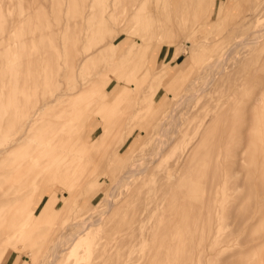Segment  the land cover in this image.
<instances>
[{"label": "rangeland", "instance_id": "rangeland-1", "mask_svg": "<svg viewBox=\"0 0 264 264\" xmlns=\"http://www.w3.org/2000/svg\"><path fill=\"white\" fill-rule=\"evenodd\" d=\"M263 32L264 0H0V152L41 114L0 154V264H264Z\"/></svg>", "mask_w": 264, "mask_h": 264}, {"label": "bare ground", "instance_id": "bare-ground-1", "mask_svg": "<svg viewBox=\"0 0 264 264\" xmlns=\"http://www.w3.org/2000/svg\"><path fill=\"white\" fill-rule=\"evenodd\" d=\"M171 3V2H170ZM164 9V8H163ZM165 10V9H164ZM264 33V32H263ZM263 38H264V34L263 35H261ZM251 41H247L248 43H250L249 45H251V44H254V43H257L258 42V40H261V38L260 39H257L256 37L254 38V37H252V39H250ZM244 41H246V39L244 40ZM246 42V44H248ZM239 44H240V42H238ZM241 45H243L242 47L243 48H246V46H245V43L243 42V43H241L240 44V46ZM236 46V45H235ZM249 47V46H248ZM238 48V47H237ZM239 48H241V47H239ZM235 49V48H234ZM239 50V49H238ZM241 50H242V48H241ZM244 50V49H243ZM230 51H232V50H230ZM230 51H229V54H226L227 56L226 57H222L221 59H217L216 60V63H214V65L212 66V67H210L209 69H210V71H212V75L210 74L209 76H214L215 74L214 73H216V69L218 68V67H220V66H222V68L225 66V65H227L228 64V62H229V59H230V57H231V54H232V52L230 53ZM240 51V50H239ZM234 53V52H233ZM236 55V54H235ZM236 57H237V55H236ZM124 65L122 64V63H120V65H119V67H121L122 69L124 68L123 67ZM188 69V68H187ZM219 70L220 71H222V69L221 68H219L218 69V73H219ZM209 71V72H210ZM208 73V72H207ZM221 73V72H220ZM205 75H207V74H205ZM206 78V77H205ZM204 80V79H203ZM200 82V81H199ZM212 84V83H211ZM192 87V86H191ZM198 92V91H197ZM201 92V91H200ZM66 95V94H65ZM196 97V96H195ZM183 100V99H182ZM187 101H189V98H188V100ZM187 101H181L177 106H176V108L174 109V112L176 113V112H178L180 109H185L186 107H188L189 105H190V103L191 102H193V101H189V102H187ZM187 104H189V105H187ZM45 105V104H44ZM178 110V111H177ZM39 111H40V108L39 109H37L36 111H34V113H33V116L30 118V119H27L26 120V124H23V123H21V122H18V124H12V128H11V130L5 135V137L3 138V141H2V143H3V145L4 146H6V147H8L9 149L7 150V148H4L3 150H1V152H0V154L2 153V152H5V154L6 153H8V151H11V150H13V149H15V148H17L18 146H19V144H20V141L22 140V138L24 137V135H25V132L27 133L30 129H32V127L33 126H35V125H37V122L40 120V113H39ZM181 111V110H180ZM173 112V111H172ZM173 112V113H174ZM172 114V113H170V115H169V117L171 118V117H175V115L177 114ZM180 114V113H179ZM177 117H178V115H177ZM168 118V117H167ZM167 118L165 119V121H164V125H166L168 122L170 123H168L169 125H170V127H171V120L170 121H168L167 120ZM173 119V118H172ZM175 120V119H174ZM168 121V122H167ZM168 124H167V126H168ZM162 125V124H161ZM200 126H201V124H200ZM200 126H199V128H200ZM165 126L163 127V129L161 128V133H165V135H162V136H164L165 138H168V136L170 137H172V135H173V133H171L170 131V133L168 132V130H167V127L165 128ZM168 129H169V127H168ZM171 131H172V129H170ZM177 130V129H176ZM166 131H167V134H166ZM19 134H22V135H19ZM171 134V135H170ZM19 135V136H18ZM195 136V138H196V136H197V134H195L194 135ZM163 137V138H164ZM168 140V139H167ZM169 140H171V139H169ZM164 143H166V139H165V141H164ZM164 143H160V146H161V144H162V146H164ZM168 143H170V142H168ZM167 143V144H168ZM43 145V142H41V141H37L36 142V144H35V148L34 149H36L37 150V148L39 147V146H42ZM160 149H157V150H161V152H162V149H163V147H159ZM162 148V149H161ZM164 150V149H163ZM157 152V151H156ZM160 152V153H161ZM159 153V152H158ZM3 154V153H2ZM157 154V153H156ZM158 155V154H157ZM160 155V154H159ZM32 164V163H31ZM35 165V164H34ZM218 165H219V163H218ZM32 167L34 168V166L33 165H31V169H32ZM145 171V170H144ZM137 173V172H136ZM136 173L135 172H132V171H130V173H127V175H129V178L130 177H132V176H135L136 175ZM138 174H141L140 172L138 173ZM125 175L126 174H124V177H125ZM127 175H126V177H127ZM124 178V179H121V180H119L118 182H120V183H117V184H121V183H124V182H122L123 180H125V179H129L128 177L127 178ZM110 203H113V201L112 202H110ZM114 204V203H113ZM109 205H111V204H109ZM113 206V205H112ZM111 206V207H112ZM109 207V210L111 209L110 208V206H108ZM107 213V212H106ZM104 215V214H103ZM101 215H99V216H97L98 218H95L94 219V221L96 220V221H98L99 219H103V217L101 218L100 217ZM105 216V215H104ZM96 222H93V224H95ZM98 223V222H97ZM81 225H84V227H86V225L87 224H84V223H80ZM81 225H78L79 227H81ZM96 225V224H95ZM76 227H77V225H76ZM76 227H74L73 226V229H75ZM78 227V228H79ZM72 229V227H71V225H70V229H68V231L69 230H71ZM80 229V228H79ZM83 229V226L81 227V229L79 230V231H81ZM72 232H73V230H71ZM78 231V232H79ZM66 232V231H65ZM76 232V231H75ZM66 233H69V232H66ZM65 234V233H64ZM71 234V233H70ZM78 234H80V233H78ZM1 235V234H0ZM66 235V234H65ZM74 235H76V234H74ZM62 237H63V239L62 240H64V236L63 235H61ZM67 236H69V235H67ZM66 236V238H71V237H67ZM71 236H73L72 234H71ZM61 237V238H62ZM74 237V236H73ZM76 237V236H75ZM75 237H74V239H75ZM65 238V239H66ZM73 239V238H72ZM58 241V240H57ZM69 241V240H68ZM67 241V242H68ZM56 244L59 246V242L57 243L56 242ZM61 245H63V244H61ZM55 246V245H54ZM53 246V247H54ZM62 247V246H61ZM58 248V247H57ZM56 247H54L53 249H52V251L54 252L55 251V249H57ZM64 248V247H63ZM208 248V247H207ZM206 248V249H207ZM54 253H57L56 251L54 252ZM50 254L48 257H49V259L47 258L46 259V262H48V264H54V261H55V259L57 258V254ZM61 254V253H60ZM59 255V254H58ZM208 255V254H207ZM241 255H243V254H241ZM240 255V256H241ZM201 257H203V255L201 256ZM205 257V256H204ZM203 257V258H204ZM247 257V256H246ZM46 258V257H45ZM9 260L10 259H7L6 261H5V263L6 264H8V262H9ZM203 261V260H202ZM205 262V261H204ZM241 263L242 264H249L248 263V259H246V260H243V261H241ZM47 264V263H46ZM203 264V263H202ZM259 264V263H258Z\"/></svg>", "mask_w": 264, "mask_h": 264}]
</instances>
